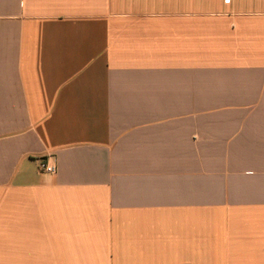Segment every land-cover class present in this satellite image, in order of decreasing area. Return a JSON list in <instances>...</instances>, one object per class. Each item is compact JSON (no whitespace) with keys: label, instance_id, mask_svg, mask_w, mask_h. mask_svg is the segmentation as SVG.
<instances>
[{"label":"crops","instance_id":"crops-1","mask_svg":"<svg viewBox=\"0 0 264 264\" xmlns=\"http://www.w3.org/2000/svg\"><path fill=\"white\" fill-rule=\"evenodd\" d=\"M0 264H264V0H0Z\"/></svg>","mask_w":264,"mask_h":264},{"label":"built area","instance_id":"built-area-1","mask_svg":"<svg viewBox=\"0 0 264 264\" xmlns=\"http://www.w3.org/2000/svg\"><path fill=\"white\" fill-rule=\"evenodd\" d=\"M38 170L42 173L53 175L56 172V167L54 165L49 164L44 160H39Z\"/></svg>","mask_w":264,"mask_h":264}]
</instances>
